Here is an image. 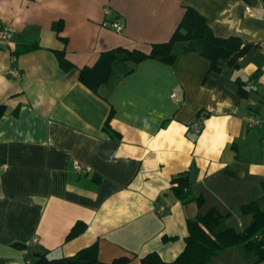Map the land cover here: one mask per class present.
Wrapping results in <instances>:
<instances>
[{"label": "crops", "instance_id": "1", "mask_svg": "<svg viewBox=\"0 0 264 264\" xmlns=\"http://www.w3.org/2000/svg\"><path fill=\"white\" fill-rule=\"evenodd\" d=\"M185 7L216 36L241 39L220 71L191 51L173 61L123 62L113 74L130 71L96 92L80 82V69L104 51L148 52L167 41ZM115 19L120 32L103 24ZM0 21L14 30L0 40V264L67 257L93 242L101 262L141 264L151 252L170 262L198 213L216 207L236 229L249 223L241 205L264 194L261 0H0ZM33 43L38 48L13 54ZM55 50L74 66L63 70ZM198 115L196 134L189 124ZM251 115L258 126L246 125ZM185 171L189 198L202 196L201 206L171 188ZM258 204L264 210V198ZM77 221L86 229L67 240ZM208 264L251 263L236 245Z\"/></svg>", "mask_w": 264, "mask_h": 264}, {"label": "trees", "instance_id": "2", "mask_svg": "<svg viewBox=\"0 0 264 264\" xmlns=\"http://www.w3.org/2000/svg\"><path fill=\"white\" fill-rule=\"evenodd\" d=\"M261 1L264 3V0ZM241 44L242 41L237 36H216L203 15L193 7H185L180 22L167 41L151 44L148 52L123 47L104 51L93 65L80 69L79 80L96 92L104 84L113 86L120 75L130 71L127 68L122 74H113V68L123 62L139 63L147 58L173 61L181 54L191 51L207 58L211 70L220 71L223 62L235 53ZM35 48H38L37 43L19 45L14 48L13 54L18 55ZM55 54L63 70L74 66L66 59L63 50H55ZM254 76H257V72ZM236 84L237 93L247 97L245 83L237 80ZM3 113L4 106L0 105V117ZM112 115L111 110L104 124L105 130L110 129L109 121ZM171 182V188L177 198L184 202L195 199L198 206L203 204L202 196L189 198L190 178L187 171L174 176ZM260 198H264V194ZM260 198L241 205V213L251 216L249 223L241 229L227 224L226 220L230 213H222L218 208L211 207L204 213H198L194 218H188L185 246L173 261L166 262L156 252H151L141 258V264H208L221 250L236 245L241 246L243 256L251 264L264 261V210L259 207ZM86 227L85 222L77 221L67 233L66 239L76 237ZM128 262L127 257L115 258L110 263L101 262L98 259L97 242H93L67 257L49 259L40 255L35 264H128Z\"/></svg>", "mask_w": 264, "mask_h": 264}, {"label": "built area", "instance_id": "3", "mask_svg": "<svg viewBox=\"0 0 264 264\" xmlns=\"http://www.w3.org/2000/svg\"><path fill=\"white\" fill-rule=\"evenodd\" d=\"M103 24L113 28L117 32H120L123 28V24L119 19H115L112 22H104ZM13 33H14V30L12 26L0 21V40L1 41L9 42L13 37ZM13 74L17 77L19 76V73L17 71H14ZM202 119H203V116L198 115L189 124V128L196 134H199L201 132ZM259 124H260V120L256 118L254 115H251L246 119V125L248 127H255V126H258ZM23 264H31V263L29 260H26Z\"/></svg>", "mask_w": 264, "mask_h": 264}]
</instances>
